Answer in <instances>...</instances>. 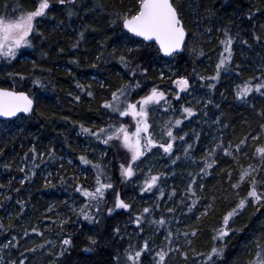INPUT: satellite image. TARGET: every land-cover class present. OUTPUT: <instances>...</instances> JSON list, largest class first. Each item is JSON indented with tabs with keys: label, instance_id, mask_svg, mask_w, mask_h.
I'll use <instances>...</instances> for the list:
<instances>
[{
	"label": "trees",
	"instance_id": "obj_1",
	"mask_svg": "<svg viewBox=\"0 0 264 264\" xmlns=\"http://www.w3.org/2000/svg\"><path fill=\"white\" fill-rule=\"evenodd\" d=\"M50 2L52 7L46 16L36 21L37 30L43 36L33 34L32 46L20 49L10 64L0 58V86L11 87L12 81L6 79L8 73L23 74L26 77L22 82L24 86L17 90L28 92L35 104L30 116L0 120V185H3L0 188V223L5 225L0 229V246L16 237L13 241L15 247L0 251V264H12V261L19 264L20 259H24L25 264H114L113 258L118 252L122 255L130 244L138 249L145 240L149 241V250L142 255L141 264H155V252L168 246L165 240L168 230L183 233L193 229H197L198 234L188 238L190 245L182 235L177 241L181 250L187 252V260L180 252H173L166 264H199L195 253L210 249L213 229L219 227L222 216L235 206L236 197L227 173H233L232 183L236 182L238 175V165L222 151L218 152L217 164L208 169L207 175L200 173L203 167L201 158L220 140L227 146L230 141L236 144L248 136L244 148L247 155L237 154L239 164L247 167L259 163L253 153L257 146H264V131L260 128L264 117L259 115L264 111V96L252 93L246 100H237L234 95L235 85L249 77L260 76L264 68V31L260 29V25H264V0H172L187 33L184 51L165 58L155 44L143 42L132 66L139 64L148 72L146 76H136L135 79L141 81V89L133 94L132 101L139 100L154 85L172 89L170 80L185 75L190 77L189 92L179 101L171 96L169 100L177 109L176 116L182 105L193 107L195 113L183 122L179 131L174 130L177 136L187 133L184 141L175 142L174 155L169 157L162 153L158 160L151 159L152 151L144 159L147 163L144 167L151 168V165L153 172L162 174L159 187L147 193L140 191L139 175L131 181H123L120 177L117 164L120 151L115 143L105 145L82 134L79 127L80 123L86 127H105L113 122L128 126L125 117L111 114L101 106L110 98L111 91L130 79V72L119 63L118 56L109 53L113 48L139 47L118 38L125 32L118 16L134 9L136 0H75L69 6ZM17 3L25 10H34L39 0H0V14L11 13ZM69 8L76 13L70 18L67 15ZM250 11L254 14L252 20L247 18ZM225 29L235 38L233 60L229 70L221 73L215 89H209L206 86L208 81L200 80L199 76L214 75L215 64L223 50L219 41L224 38ZM81 31L84 32L83 39L79 36ZM254 34L260 35L261 40L256 41ZM243 40L248 43L244 44ZM73 44L77 47H72ZM60 49L64 51L60 52ZM200 50H203V56L199 55ZM97 56L101 58L98 60ZM73 60L76 63H72ZM34 63L37 65L35 69ZM160 73L165 74V80L159 79ZM36 78L41 80L43 87L32 84ZM77 83L90 85L93 97L87 96V88L85 91L77 88ZM75 96H80V101H76ZM162 107L166 105L153 106V115L159 113L160 118L163 116L167 121L173 113ZM257 135L259 138L253 141L251 137ZM188 144L193 147L186 157L184 148ZM33 146L38 153L35 163L39 167L36 168H33L29 151ZM50 152H54V159ZM25 153H28L27 160L24 159ZM102 153L106 154L103 159ZM81 155H87L94 163L107 165L116 191L132 205L130 209H117L108 215L105 207L96 216L99 223H90L72 211L75 208L78 212L84 203V198L74 191L76 184L91 187L95 181V170L80 162ZM177 156L181 159L173 164L172 160ZM6 164L10 168L5 169ZM20 168L25 171L21 172ZM43 168L46 174H42ZM32 171L34 176H31ZM26 174L31 178L24 180ZM193 176L197 181L195 190L202 199L192 212H188L185 205L191 200L185 190L192 183ZM61 177L65 180L63 184ZM73 177L77 179L73 180ZM257 178L264 181V175ZM46 179L55 186L45 187ZM21 180H24L23 184ZM200 184L204 186L203 191L198 186ZM160 189L164 192L162 197ZM173 190L175 194L169 198ZM247 190L248 185L244 184L240 196H245ZM213 196L217 197V202L212 210L197 220ZM106 199L107 206H112L111 190ZM17 201L23 202V210ZM50 207L52 212H48ZM145 207L152 211L144 214L141 231L134 218ZM168 208L176 211L168 213ZM92 212L95 215V209ZM161 217L171 223L160 226L150 222ZM60 221L67 223L61 227ZM231 226L237 231L226 240V251L219 264H248L257 251L253 241L264 243V207L257 211V207L249 203ZM34 227L37 233L32 232ZM117 228L119 233L115 231ZM69 234L72 245L63 256H59L61 240ZM89 237L96 239L97 244L92 246L93 251L86 253L83 250L89 247ZM46 241H52V244H46ZM41 244H44L43 248ZM172 247L175 248L176 244ZM33 248L36 250L30 251Z\"/></svg>",
	"mask_w": 264,
	"mask_h": 264
},
{
	"label": "snow or ice",
	"instance_id": "obj_2",
	"mask_svg": "<svg viewBox=\"0 0 264 264\" xmlns=\"http://www.w3.org/2000/svg\"><path fill=\"white\" fill-rule=\"evenodd\" d=\"M53 2L58 3L62 6L73 5L75 0H53ZM99 6V5H98ZM8 6L6 5V8ZM52 7V2L50 0H39V4L34 10H25L22 5L17 3L15 8H12L11 13L5 11V13L0 14V58H2L6 63H11L17 58L18 52L23 47L32 46L33 34L38 36H43V33L38 32L36 27L37 18H43L46 16L48 9ZM91 11V9H89ZM256 11H259L257 9ZM68 17L76 15L71 8L67 11ZM249 20L254 19V14L250 11L247 15ZM118 19L121 20L123 29L127 31L122 33L119 39H122L126 44L132 43L139 45V47H126L124 49L113 48L112 52L109 53L110 56H118V61L130 72V79L128 82L122 83L114 91H111L110 98L106 99L102 104V108L110 112L111 114L118 115L120 117L131 116L135 121V130L130 131L129 127L124 123L113 122L109 123L105 127H98L93 125L92 127H86L83 123L79 124L81 133L87 137L94 138L105 145L110 143H118L120 147L127 150L130 153V158L126 155L124 162L119 164L120 177L123 181H131L137 176V172L144 173V170L139 167V164L143 162L141 158H146L148 154L152 153L153 149L157 151L162 150L163 154L171 157L174 155V144L177 140L184 141L185 135L177 136L174 134V130L179 131L180 126L183 124L184 120L192 117L194 113V108L191 106H181L179 109V117L175 115L177 109L173 108L171 100H169V93L161 88L160 85H154L144 96L140 97L139 100L135 102L132 101V96L137 93V90L141 89V81L136 80L137 75L146 76L148 69L142 68L141 65L137 64L132 66L136 55L139 54L141 47H143V42H154L158 45L157 51L163 53L166 57H174L182 53L186 45V30L183 24L182 18L178 13L177 8L173 5L172 0H136V5L134 9H129L126 13L119 15ZM115 23V21H113ZM255 27V25L253 26ZM261 31H264V25H260ZM207 32H211V29H206ZM131 35H128V34ZM239 35V34H237ZM80 39H83L84 32L79 33ZM136 37L142 38L141 41L135 40ZM256 41L261 40L260 35H253ZM234 37L229 34L228 29L224 30V38L219 41L220 45L223 46V50L219 53L218 61L215 64L214 75L206 77L203 75L199 76L200 80H207V87L209 89H215L216 84L221 79V73L227 72L229 70V65L233 60V44ZM247 44V40L242 41ZM78 44V42H77ZM77 44H73L72 47H77ZM64 49H60L63 52ZM103 54H101L102 56ZM199 55L203 56V50H200ZM101 56H97L99 60ZM72 63H76L75 60ZM95 67L96 65H92ZM34 69L37 65H33ZM43 71V69H41ZM195 74V70H194ZM175 75V74H172ZM237 77L240 76L239 73L236 74ZM6 79L12 81L11 87L0 86V117L12 118L17 116L18 113H32L34 111V100L32 96L25 91L17 90L23 87V81L26 77L21 73H8ZM159 79L161 81L165 80V74L160 73ZM170 83L175 85V96L173 99L179 101L181 99V93H188L191 84L190 77L181 75L177 76L175 79H171ZM33 85H39L43 87L41 80L39 78L32 80ZM77 88L81 91H85L87 88V96L93 97L94 93L90 90V85H82L77 83ZM103 88L104 85L101 84ZM252 93H260L264 96V68H262V74L257 77H249L248 79L242 80V83L235 85L234 95L237 100H246ZM71 95V93H69ZM76 101H80V96H75ZM211 103V101H209ZM155 106L159 108L161 105H166L165 111L172 112L173 116L163 122L159 132V139L156 138V134L150 129L153 127L149 123V106ZM219 108V105H216ZM260 116L264 117V111L259 113ZM65 119H68L65 117ZM219 122V118H217ZM262 131H264V124L260 125ZM259 136H252L251 139L256 141ZM249 137L245 136L238 143L233 144L231 141L227 146L224 145L223 140L218 141L212 147H210L205 155L201 158L203 161V167L200 168V173L205 175L209 174L208 169L213 168L217 164L218 152L222 151L225 156L231 157L238 165V175L235 183H232L233 173L228 171L227 179L228 183L231 185V189L236 197L235 206L232 207L227 213L222 216L219 227L213 229L212 236V246L207 252H196L195 255L199 260V264H219L223 260L224 253L226 251V240L230 235L235 234L237 231L231 224L234 222L235 218L242 214L244 209L249 203L257 207L259 211L260 207H264V181L258 180V175H264V146H257L253 153V157L259 158V163L248 164L247 167L239 164L237 159V154L243 153L244 148L247 147V141ZM193 145L188 144L184 148V154L187 157L192 149ZM32 153L33 168L39 167L35 163L37 158V151L35 146L30 150ZM2 154V150H0ZM49 155L54 159V152H50ZM106 155L101 154V159ZM24 159H28V153H25ZM181 158L176 157L172 160L175 164ZM79 160L84 165H90L92 169L95 170L94 185L87 187L83 184L77 183L74 191L78 193L82 198H84V203L77 212L75 208L72 211L84 220L90 223H99L96 216L100 215L106 207L108 215H111L117 209L128 210L132 207L129 203L125 202L121 198V193L116 191L115 186L112 182V176L108 174L107 165L101 162H93L88 159L87 155H81ZM41 162H43L41 160ZM139 162V163H138ZM71 163V161H69ZM5 169L10 168V165H4ZM24 172V168L19 169ZM152 168H148L147 172L144 173L143 181L140 183L141 193L152 192L154 188H158V182L161 179L162 174H152ZM35 172H31V176H34ZM51 173H49V176ZM191 175V174H190ZM199 175V173L197 174ZM30 175H25L24 180L30 179ZM76 180V177L72 178ZM21 180V184L24 183ZM61 183H65L63 177H61ZM244 184L248 185V190L246 195L240 196V189ZM197 185L196 177H192V183L188 185L185 190L190 194L189 199L191 203L186 204L188 212H192L196 208L197 204L200 203L201 197L197 195L195 186ZM50 180L46 179L45 187H54ZM200 190L203 191L204 186L202 184L198 185ZM3 185H0L2 188ZM111 190L113 195L112 206H107L106 194ZM18 192L19 189H16ZM160 196L164 195L163 189H160ZM175 194V190L171 195ZM5 199H10V197H5ZM227 199V197H225ZM217 202V197L213 196L209 203L205 205L204 210L197 216L196 219L199 220L201 217L206 216L209 211L212 210L213 205ZM182 203H184L182 201ZM17 204L21 205V210H23V202L17 201ZM158 207V205H157ZM95 209V215L92 210ZM53 208L50 207L48 212H52ZM151 208L145 207L142 209L140 215L134 218V223L137 227L142 229L141 221L144 218V214L150 213ZM168 213H174L176 209L168 208ZM46 219L48 217H45ZM151 223L164 226L171 223V221L165 220L161 217L159 220L150 221ZM178 222V221H177ZM61 227L67 221H60ZM11 227V225H9ZM5 228L3 223H0V229ZM119 233L120 229L115 230ZM32 232L37 233V229L32 228ZM26 236L27 232L24 233ZM43 235V233H38ZM198 234L197 229L192 231H185L181 233L177 230L173 233L168 230L165 240L167 241V248L161 247L155 252V264H166V261L170 258L173 252H180V254L187 260L188 254L181 250L180 245L177 243L178 239L182 235L187 243L190 245L191 240L188 238L190 236H196ZM16 237H12L6 244L0 246V251L15 247L13 241ZM46 244H52V241H46ZM176 244L173 248L172 245ZM97 244V240L89 237V247H86L83 251L88 253L93 251V247ZM253 244L257 251L253 258L248 262V264H264V243L259 240L253 241ZM72 245L71 234L65 236L61 240V252L58 253L59 256H63L68 250V247ZM219 245V246H217ZM41 248L44 244L40 245ZM36 249H30V251H35ZM149 250V241L145 240L143 245L136 249L133 245H129L128 248L124 249L123 254L119 252L114 256V264H141V257ZM12 264H16V261H12ZM19 264H25L24 259L19 260Z\"/></svg>",
	"mask_w": 264,
	"mask_h": 264
},
{
	"label": "rangeland",
	"instance_id": "obj_3",
	"mask_svg": "<svg viewBox=\"0 0 264 264\" xmlns=\"http://www.w3.org/2000/svg\"><path fill=\"white\" fill-rule=\"evenodd\" d=\"M170 85H171L172 89H169V88H165V89L162 88V89L165 90L166 92H168L169 96L174 97L175 92H176L175 85H173L171 83H170ZM184 94L185 93H181L180 95L183 96ZM149 107H150L149 123H150V125L153 126L150 130L153 131L156 134V138L159 139V132H160L161 126L163 125L164 118H163V116H162V118H160L161 115L159 113L156 116H154L153 114L155 113V111L153 110V112H152L153 106L150 105ZM162 109H165V107H162ZM179 115L180 114H177V117H179ZM152 118H153V120H152ZM125 120L127 121V124L129 126L130 131H134L135 130V127H134L135 121L133 120V118L131 116H127V117H125ZM115 145H116L117 150L120 151L119 155L117 157V164L119 166L120 163L124 162L126 155L130 158V153H127V150L120 147L118 143H115ZM153 151L155 154L153 153V156L151 159L156 158L158 160L157 157H159V156L161 157L163 151H161V150L157 151L156 149H153ZM165 156H167V155H165ZM141 159L143 160V162L139 164V167L144 170V173H146L149 167H147L148 165H146V167H144L145 166L144 163L145 164H147V163L144 161L145 158H141ZM150 167L152 168L153 166L150 165ZM41 172H42V174H46L45 168H43L41 170ZM144 173H141L139 171L137 172V176L139 175L138 177L140 179L139 184L143 181ZM152 174L156 175L157 173H155V171H154V172H152ZM119 175H120V173H119Z\"/></svg>",
	"mask_w": 264,
	"mask_h": 264
},
{
	"label": "water",
	"instance_id": "obj_4",
	"mask_svg": "<svg viewBox=\"0 0 264 264\" xmlns=\"http://www.w3.org/2000/svg\"><path fill=\"white\" fill-rule=\"evenodd\" d=\"M122 28H123V25H122ZM125 32L127 31L126 29H123ZM130 34V33H129ZM131 35V34H130ZM187 37V35H186ZM136 38H139V37H136ZM142 39V38H140ZM146 43H153L155 44L154 42H148V41H144ZM155 46L158 48V45L155 44ZM163 57L167 58L166 56L163 55V53H160ZM19 91H23V90H19ZM35 105V104H34ZM32 113H18L17 116L15 117H12V118H5V117H0V120H10V119H14L16 117H18L19 115H22V116H30Z\"/></svg>",
	"mask_w": 264,
	"mask_h": 264
},
{
	"label": "bare ground",
	"instance_id": "obj_5",
	"mask_svg": "<svg viewBox=\"0 0 264 264\" xmlns=\"http://www.w3.org/2000/svg\"><path fill=\"white\" fill-rule=\"evenodd\" d=\"M33 113V112H32ZM32 115V114H31ZM129 187H132V185H130Z\"/></svg>",
	"mask_w": 264,
	"mask_h": 264
}]
</instances>
